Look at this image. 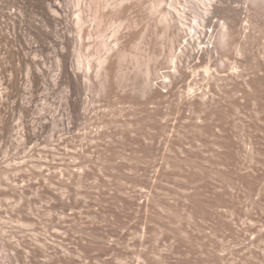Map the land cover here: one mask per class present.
Instances as JSON below:
<instances>
[{
    "label": "rangeland",
    "instance_id": "1",
    "mask_svg": "<svg viewBox=\"0 0 264 264\" xmlns=\"http://www.w3.org/2000/svg\"><path fill=\"white\" fill-rule=\"evenodd\" d=\"M116 1L0 0V264H264V16Z\"/></svg>",
    "mask_w": 264,
    "mask_h": 264
},
{
    "label": "bare ground",
    "instance_id": "2",
    "mask_svg": "<svg viewBox=\"0 0 264 264\" xmlns=\"http://www.w3.org/2000/svg\"><path fill=\"white\" fill-rule=\"evenodd\" d=\"M162 2V0H159ZM158 0H156L152 7V9L156 10L157 7H159L158 5H160ZM165 1V0H164ZM200 4L199 7L201 8L202 6L204 7V13L202 12L201 14H196L197 15V19L199 20L200 25H203L202 27V33L205 36H207V27L213 26L215 25L214 21L212 20V15L213 13L216 14V12H218L217 14H223L224 18L226 17L224 22L225 24V30H223L218 38V43H219V48L224 50L225 54H229L231 53L233 47L235 46L236 43V30L238 29V24L240 22V17L243 14V10H241L243 7V4L241 5V9L238 8V6L236 5L237 8H233L229 5V3L227 2V0H199ZM89 2V6H93L95 9V13L99 14L102 13L100 12L101 9H105V8H111V7H115L117 4L116 0H74L73 2V8L74 9V14H75V23L77 25V27H79L80 31V41L83 42L84 39V13L86 12L83 8L85 5H87L86 3ZM158 2V4H157ZM170 2V1H169ZM220 2V4H219ZM222 2H224V4H222ZM227 5H226V3ZM236 2V1H234ZM237 2H240L237 1ZM249 3H251L256 9L261 11V14L264 16V0H249ZM178 4L182 5L183 4V10L180 9L178 7ZM238 4V3H237ZM240 4V3H239ZM226 5V6H223ZM232 5V4H231ZM171 6L176 8L181 14V17L185 19L184 25L188 26L190 29L193 27L190 25L192 22L190 20V24L188 23V10L193 8V6L195 7V3L193 0H173V2L171 3ZM198 6V5H197ZM233 6V5H232ZM86 7V6H85ZM245 8V7H244ZM243 8V9H244ZM86 9V8H85ZM103 9V10H104ZM56 12H59L58 8H55ZM106 10V9H105ZM158 10V9H157ZM246 10V9H245ZM85 11V12H84ZM94 14V13H93ZM178 15V14H177ZM95 16V15H94ZM99 17V16H98ZM249 17V16H248ZM194 18V19H196ZM94 19H96L94 17ZM176 14L175 12H173L172 10L168 9L166 10V12L164 13V17H163V22L165 23V32L169 35V37H174L175 41H180L181 42V38L185 37V34L187 33V29H183V32H178L177 31V26H176ZM196 19V20H197ZM97 21V20H96ZM181 22L183 23L182 19ZM243 22V21H242ZM98 23V22H97ZM198 23V22H197ZM198 23V24H199ZM222 23V22H221ZM218 25V24H217ZM244 25H246L244 23ZM258 25V24H257ZM217 27V26H216ZM213 28V27H212ZM256 28V27H255ZM260 28V26H259ZM200 30V29H199ZM261 30V29H260ZM193 31V30H192ZM200 31V32H201ZM149 32V31H148ZM191 32V31H190ZM199 32V33H200ZM262 32V31H261ZM250 33V32H249ZM260 34V33H259ZM187 35V34H186ZM258 37V36H257ZM206 38V37H205ZM259 38V37H258ZM262 38V37H261ZM215 39V38H214ZM202 40H204L202 38ZM201 40V41H202ZM174 41V42H175ZM203 42V41H202ZM208 42V41H207ZM176 43V42H175ZM174 44V43H172ZM206 44V43H205ZM211 42L204 48H202L198 53L196 52L195 54V58H197V60H199V62H201V64H204L207 62V60H213V56H214V47L210 46ZM212 44H216L213 43ZM245 45V44H244ZM214 46V45H213ZM237 46V45H236ZM250 46V45H249ZM212 47V49H211ZM216 48V47H215ZM244 48V47H243ZM246 48V47H245ZM248 48V47H247ZM250 49V48H249ZM247 50V49H246ZM188 52V51H187ZM246 52V51H245ZM244 52V53H245ZM222 53V52H221ZM193 54V55H194ZM253 54V53H252ZM247 55V54H246ZM251 55V54H250ZM248 55V56H250ZM223 56V55H222ZM226 56V55H225ZM253 57V56H252ZM192 58H194V56H192ZM81 58H79L80 60ZM221 59V58H219ZM229 59V58H228ZM235 59V58H234ZM102 60H110V57H105V58H101ZM194 60V59H193ZM201 60V61H200ZM231 60V59H230ZM238 60V59H237ZM218 61V60H217ZM105 61H102V63H104ZM213 67V66H212ZM219 68V67H218ZM203 69V68H202ZM220 69V68H219ZM202 71V70H201ZM212 72V71H211ZM204 74V73H203ZM205 76V75H204ZM208 77V76H207ZM209 79V78H208Z\"/></svg>",
    "mask_w": 264,
    "mask_h": 264
}]
</instances>
